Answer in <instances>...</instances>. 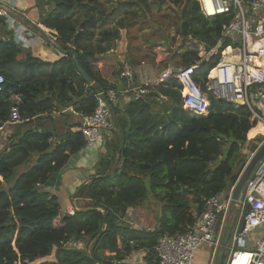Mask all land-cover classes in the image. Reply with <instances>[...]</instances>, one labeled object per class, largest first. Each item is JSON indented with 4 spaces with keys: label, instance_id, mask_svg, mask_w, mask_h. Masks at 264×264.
Instances as JSON below:
<instances>
[{
    "label": "trees",
    "instance_id": "16d2710c",
    "mask_svg": "<svg viewBox=\"0 0 264 264\" xmlns=\"http://www.w3.org/2000/svg\"><path fill=\"white\" fill-rule=\"evenodd\" d=\"M34 2L41 25L56 33L55 43L61 49L76 53L93 83L89 86L76 72L71 56L57 53L55 61L41 60L15 44L12 31H7L0 17V75L4 78L0 130L7 126L13 131L0 149V264H34L51 255L53 260L36 264H104L100 258L104 251L121 258L120 239L124 243V239L144 242L147 238L143 245L153 249L164 234L187 232L203 212L206 199L234 186L241 172L244 141L252 135L257 141L263 137L264 131L256 127L245 106L209 96L207 113L192 114L182 108L175 79L149 89L137 101L131 99L125 107L129 129L123 145L109 144L95 177L78 193L87 206L73 213L64 212L42 186L85 144L79 131L71 133L67 127L62 132L48 124H53L54 113H74L79 123L72 126L79 128V115L95 110L96 93L119 90L92 71V62L114 48L120 29L149 28L146 14L153 15V7L160 9L166 3L179 5L175 26L182 38L172 51L177 39L171 38L166 49L169 62L180 67L198 60L194 80L205 91L206 77L229 43H223L215 56L202 59L199 53L215 46L231 15L205 18L195 0ZM156 31L160 35L161 30ZM13 96L19 98L20 123L10 122ZM160 96L166 98L162 104ZM157 105H162L163 113H153ZM116 154L117 171L106 176ZM148 196L160 203L158 229L150 235L123 229L119 221L126 211L143 206ZM72 242L83 243L84 249L68 248Z\"/></svg>",
    "mask_w": 264,
    "mask_h": 264
},
{
    "label": "built area",
    "instance_id": "2783aa9c",
    "mask_svg": "<svg viewBox=\"0 0 264 264\" xmlns=\"http://www.w3.org/2000/svg\"><path fill=\"white\" fill-rule=\"evenodd\" d=\"M199 11L208 19L220 15H231L229 23L222 27L220 38L212 49L199 53L202 59L215 56L219 47L228 41L230 53L224 58L220 53L218 64L209 72L205 91L194 80L199 61L191 65L168 67L159 78L147 80L137 87H128L133 100H139L148 93V88L157 83L175 79L182 95V108L196 115H205L209 108V96L235 107L245 106L251 113L256 127L264 129V68L257 67L256 61L264 58V0H195ZM16 7L7 0H0V17L8 31L13 33L15 44L31 49L39 35L13 17ZM225 50V51H226ZM177 69V73L173 71ZM129 84L134 75L129 66L120 73ZM4 78L0 75V92L3 91ZM96 107L91 115H79L85 147L91 148L100 140L102 132L110 129L112 110L117 106V92L100 91L94 95ZM11 123H20L16 106L11 109ZM263 137L256 146L264 143ZM246 184L241 203H231V190L213 195L205 200L204 210L193 225L182 234H164L154 245L152 252L157 264H194L199 249L207 245L212 249L218 246L228 213L235 209L231 247L228 246L224 264H264V157L259 161ZM240 217V218H239ZM219 222L215 239L212 241L213 227Z\"/></svg>",
    "mask_w": 264,
    "mask_h": 264
},
{
    "label": "crops",
    "instance_id": "0c3cea01",
    "mask_svg": "<svg viewBox=\"0 0 264 264\" xmlns=\"http://www.w3.org/2000/svg\"><path fill=\"white\" fill-rule=\"evenodd\" d=\"M7 1H9L12 6L16 7L17 11L13 14V17L17 23H22L25 27L31 29L35 33H37V31L34 29L32 24L39 26L45 32L49 31L40 23L39 11L35 7L34 0ZM18 18H20L21 21ZM149 29L150 28L146 29L145 27V30L140 31L137 25L127 29H120L119 39L115 42L114 48L97 55L95 60L92 62V71L94 73L98 74L108 83L109 86L119 88V90H114L117 92L118 104L112 110L110 129L102 132L101 138L97 144L91 148L84 147L78 153L71 155L66 165L58 173L52 175L42 186V190L47 192L51 197L55 198L64 212L73 213L75 211H83L85 209L87 201L78 197L79 191L86 184H88L93 177H95L97 164L101 158H104L107 155L109 144L114 142L115 145H123L124 134L129 129V123L127 121V116L125 115V107L129 101L133 99V93L127 92L128 87L131 88L140 86L148 79L156 81L162 71L168 67H174L169 62V51L166 50L169 47L167 38L165 42L156 41L155 43L158 44L154 45L153 42L156 39L154 37L152 38L150 35L144 42L143 39L145 34H147V31L153 32L154 30V28ZM129 31H132V36H128ZM131 43L133 44L131 45ZM166 45H168L167 48L165 47ZM144 46L149 48V50H154V53L160 48H165V51H162L163 57L160 56V60L158 57H153L152 59L148 58V60L143 61L140 51L144 49ZM29 50L34 57L41 60L55 61L59 59V54L53 50L50 44L43 41L40 37L38 39V43ZM225 50L226 49L223 50L224 58H226V56L230 53L229 49ZM227 51H229V53ZM122 65L124 66L123 68ZM164 65H166V68L162 69ZM125 66H129L132 69L134 78L131 84L125 81L120 75ZM161 84L162 83L153 84L148 88V90L155 89ZM11 100L14 101L15 106L17 107L19 98L13 96ZM163 101H166V98L160 96L159 104H162ZM68 111L71 112L72 109H69ZM152 111L153 113H163L162 105L153 107ZM53 116L54 115L51 117L53 118ZM62 119L64 120L63 122H60L59 125L62 132L66 130L67 127H70L69 131L71 133L79 130L78 127L72 126L79 123V119L76 114L71 113V115H65ZM54 124L49 122L48 128H51ZM12 133V129L7 126H4L0 130V149L6 145V141L12 136ZM63 139L64 136L62 137V140ZM118 158L119 154H116L106 175L116 173L119 162ZM155 216L160 219V203L154 200L150 211H148L145 206L129 208L119 221V224L123 229H128L133 233L135 232L150 235L158 229V223L154 220ZM146 239L147 238H145V240ZM145 240L144 242H128L127 239H124L123 243L120 239L117 243L121 255L120 259H118V255L116 256L114 253H110L108 251L100 253V258L104 264H157V259L153 254L152 249L143 245L147 242V240ZM125 245L129 246L128 251L125 249ZM228 246L231 247V244ZM228 246H224L221 250L219 249V246H217L216 249H212L207 245L203 246L196 253L194 264H219L222 255H226L228 253Z\"/></svg>",
    "mask_w": 264,
    "mask_h": 264
},
{
    "label": "rangeland",
    "instance_id": "374dc122",
    "mask_svg": "<svg viewBox=\"0 0 264 264\" xmlns=\"http://www.w3.org/2000/svg\"><path fill=\"white\" fill-rule=\"evenodd\" d=\"M152 10H153L152 11L153 15H151V14L147 15L146 14V17L150 18L149 22L147 23V26L150 29L154 28L153 31L155 33H153L152 31H147V34H145V37L143 39L144 42H145V39H148L149 36L151 35L152 38L154 37L156 39L154 42H156V41H161V42L164 41L165 42V40L167 38V41H168V44H169V42L171 41V38L174 37L175 39H177V43H176V45L172 44L170 49H172V50L176 49L177 46L179 45V43L181 42V39H182V38H179V36L177 35L176 26H175V21H177L178 17H179L178 16L179 15V10H180L179 5L176 2L171 3V4L166 3L165 5L161 6L160 9H158L157 7H153ZM18 19L20 20V18H18ZM141 19H144V16ZM157 29L161 30L160 31V35L156 31ZM132 31H129L128 36L129 35H131V36L133 35L131 33ZM158 38H160V39H158ZM128 39H129V37H128ZM51 40L54 41V43H55L54 39L51 38ZM132 44L133 43H131V45ZM140 45L142 46L141 43H140ZM165 47L167 48L168 45H166ZM164 49L165 48H160L159 50H157V52L154 53L153 52L154 50H149V48L144 46V49H142V51H140V54L142 55L143 61L148 60V58L152 59L153 57H155V58L158 57L159 60H160V56L163 57L162 51L164 52L165 51ZM143 57H145V58H143ZM123 67L124 66L122 65V68ZM52 115H54L53 118H52L53 124L55 123L54 125L56 127H58V129H61L59 125H60V122H63V120H64V119H62L63 116H61L60 114H57V113H54ZM254 137L255 136L252 135L251 137L247 138L246 142L244 141L245 149H243V151H242L243 159L239 162V165H238V167L241 165V171L244 168V166L247 163V161L251 157V155L249 153V147L251 146L252 143H255L256 146L259 143V141H257L256 138H254ZM32 164H34V161H33ZM256 168L254 170H256ZM232 187H234V186H231L230 188H228L226 193H228L231 190ZM153 202H154L153 198L151 196H148V198L145 199V203L143 204V206H145L146 209L148 211H150L152 209ZM235 216H236L235 209H231V211L228 213V216H227V219L225 221L223 230L221 231L220 235L218 236V240L217 241H218V246H219L220 250L223 249L224 246H228V245L231 244V240L230 241H226V231H227V228L233 222ZM67 247L68 248H72V249H84V244L83 243L81 244V243L72 242L69 245H67ZM53 259H54V256L51 255V256H48V257H45V258H42V259H38L34 264L40 263V262H44V261H51Z\"/></svg>",
    "mask_w": 264,
    "mask_h": 264
},
{
    "label": "water",
    "instance_id": "95a60500",
    "mask_svg": "<svg viewBox=\"0 0 264 264\" xmlns=\"http://www.w3.org/2000/svg\"><path fill=\"white\" fill-rule=\"evenodd\" d=\"M34 29L37 31L39 37L45 41L46 43L50 44L52 46V48L59 53L60 55L64 56V57H68L71 56L72 57V62L75 66L76 72L81 75V77L86 81V83L91 86L92 85V79L83 71V69L80 67L78 61H77V56L76 53L74 51H64L63 49H61V47L54 43V41H51V38L56 40L57 39V35L56 33L52 32V31H48L45 32L43 29H41L39 26L33 25ZM178 71L177 69H175L173 71L174 74H176ZM90 90H88L89 92ZM19 106V103L17 104V107ZM249 153L251 154L250 159L247 161V163L245 164L244 168L242 169L240 175L238 176L234 187H233V191L231 194V203L235 204V203H241L244 199V194H245V189H246V184L248 182L249 177L251 176L252 172L254 171V169L256 168V166L258 165L259 161L264 157V143L258 148L256 149V144L252 143L251 146L249 147ZM108 176V175H106ZM154 220L159 223V218L157 216L154 217ZM104 224L107 225V218H104ZM234 226V222L231 223V225L227 228L226 231V241H230L231 240V235H232V229ZM222 229L221 231L223 230ZM219 228V222H216L214 224L213 227V234H212V241L215 239V235L216 232ZM225 258L226 255H222L221 260L219 262V264H224L225 262Z\"/></svg>",
    "mask_w": 264,
    "mask_h": 264
},
{
    "label": "bare ground",
    "instance_id": "6f19581e",
    "mask_svg": "<svg viewBox=\"0 0 264 264\" xmlns=\"http://www.w3.org/2000/svg\"><path fill=\"white\" fill-rule=\"evenodd\" d=\"M227 52L229 53V51H227ZM255 65L257 67H264V58L262 60H260V61H256ZM260 128L264 131V129L261 126H260Z\"/></svg>",
    "mask_w": 264,
    "mask_h": 264
}]
</instances>
